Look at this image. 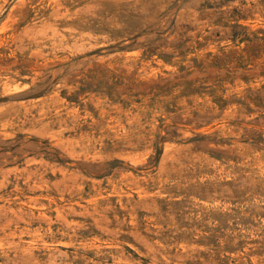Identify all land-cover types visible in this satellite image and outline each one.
Segmentation results:
<instances>
[{
    "label": "rangeland",
    "instance_id": "rangeland-1",
    "mask_svg": "<svg viewBox=\"0 0 264 264\" xmlns=\"http://www.w3.org/2000/svg\"><path fill=\"white\" fill-rule=\"evenodd\" d=\"M0 264H264V0H0Z\"/></svg>",
    "mask_w": 264,
    "mask_h": 264
}]
</instances>
